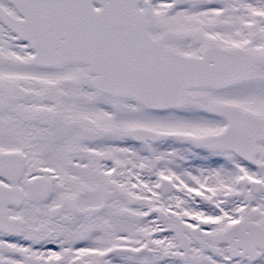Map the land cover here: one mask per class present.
I'll return each mask as SVG.
<instances>
[{
    "label": "snow or ice",
    "instance_id": "6c2138e0",
    "mask_svg": "<svg viewBox=\"0 0 264 264\" xmlns=\"http://www.w3.org/2000/svg\"><path fill=\"white\" fill-rule=\"evenodd\" d=\"M0 264H264V0H0Z\"/></svg>",
    "mask_w": 264,
    "mask_h": 264
}]
</instances>
